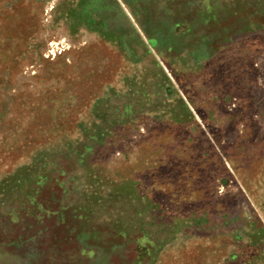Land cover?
Returning <instances> with one entry per match:
<instances>
[{
    "label": "rangeland",
    "instance_id": "374dc122",
    "mask_svg": "<svg viewBox=\"0 0 264 264\" xmlns=\"http://www.w3.org/2000/svg\"><path fill=\"white\" fill-rule=\"evenodd\" d=\"M0 264H264V0H0Z\"/></svg>",
    "mask_w": 264,
    "mask_h": 264
}]
</instances>
